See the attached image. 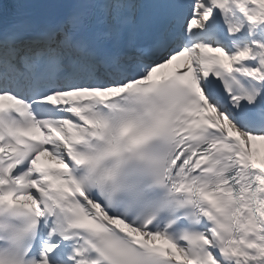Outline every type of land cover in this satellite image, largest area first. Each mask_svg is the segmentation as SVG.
<instances>
[{
	"label": "snow or ice",
	"instance_id": "6c2138e0",
	"mask_svg": "<svg viewBox=\"0 0 264 264\" xmlns=\"http://www.w3.org/2000/svg\"><path fill=\"white\" fill-rule=\"evenodd\" d=\"M0 264H264V0H0Z\"/></svg>",
	"mask_w": 264,
	"mask_h": 264
}]
</instances>
